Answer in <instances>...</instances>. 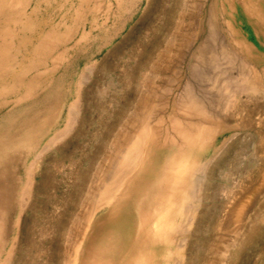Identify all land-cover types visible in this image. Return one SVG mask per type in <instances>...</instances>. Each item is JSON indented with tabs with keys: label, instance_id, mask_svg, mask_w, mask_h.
I'll list each match as a JSON object with an SVG mask.
<instances>
[{
	"label": "rangeland",
	"instance_id": "374dc122",
	"mask_svg": "<svg viewBox=\"0 0 264 264\" xmlns=\"http://www.w3.org/2000/svg\"><path fill=\"white\" fill-rule=\"evenodd\" d=\"M227 19L224 0H0V264H264V94L224 92L228 65L250 85ZM175 161L192 171L161 231Z\"/></svg>",
	"mask_w": 264,
	"mask_h": 264
},
{
	"label": "bare ground",
	"instance_id": "6f19581e",
	"mask_svg": "<svg viewBox=\"0 0 264 264\" xmlns=\"http://www.w3.org/2000/svg\"><path fill=\"white\" fill-rule=\"evenodd\" d=\"M224 7H225V13L227 14V16H228V19H227V28L229 27V33H230V43H229V45H230V47H231V49H232V55L229 53V51H227L226 50V48H223V49H225V51L223 50V53L222 54H225V56L224 57H227V59H229L228 60V64H232L233 65V63H234V56L236 55V54H238V55H240V58H242V60H239L240 61V65L242 66V70H243V74H241L242 76H245V79L246 80H249L248 82H246L247 84H250V85H247L245 88H243V86L242 85H239V83L238 82H236V79H234L235 78V76H234V74L233 73H231V71H233L232 69H230L232 66H229L228 64H225L224 63V66L225 65H228V69L227 70H225L226 69V67H225V72H224V74H225V83H224V85L223 86H225V88L224 89H226V90H224V92L225 91H227V92H231V90L233 89V90H240V93H246V95H247V92H252V93H256L258 90H260L261 92H262V94H264V0H242V2H241V4L240 3H234V1L233 0H224ZM147 11L145 12V15H147ZM236 13H238L239 14V16L237 17V16H235V14ZM238 19V25L237 26H239V27H241V28H243V30L242 31H240L239 33H238V30H237V28H235V26L233 25V24H235V19L236 18ZM210 22V21H209ZM212 24V23H211ZM237 36V40L235 39V37ZM223 39H224V37H223ZM223 42V41H222ZM203 45V43L201 44V47L197 50V54L194 56L195 58H196V63L194 64V63H192L193 65H192V70L195 72V73H199V74H202V75H205L206 74V72H205V70L204 69H202V67L201 68H198L197 66H199V65H197V64H202V63H204L203 65H205V66H207V64H205V60H206V58H205V54H206V47H205V45L204 46H202ZM208 46H209V44L207 45V48H208ZM189 47V46H188ZM210 47V46H209ZM226 47H228V45L226 44ZM212 48H213V46H212ZM212 48H209V49H212ZM230 50V49H229ZM210 51V50H209ZM237 56V55H236ZM205 59V60H204ZM226 60V59H225ZM195 61V60H194ZM208 61V60H207ZM239 63V62H238ZM237 63V64H238ZM205 66H204V68H205ZM234 66V65H233ZM191 67V66H190ZM234 69V68H233ZM240 69V68H239ZM207 70V69H206ZM192 71V72H193ZM223 72V71H222ZM221 72V73H222ZM239 72V71H238ZM233 74V75H232ZM239 74V75H240ZM224 76V75H223ZM222 76V77H223ZM237 77V76H236ZM239 77V76H238ZM243 78V77H242ZM238 79V78H237ZM244 79V78H243ZM242 79V80H243ZM244 79V81H246ZM222 80H223V78H222ZM240 82V81H239ZM223 83V82H222ZM243 83V82H242ZM241 83V84H242ZM244 85H245V83H244ZM195 89V88H194ZM232 90V91H233ZM197 91H199L198 89H197ZM187 92H188V94L187 95H189V93L191 94V96L189 97V98H187V99H189L188 100V104L189 105H187L186 103H187V101H186V103H185V105H187L189 108L188 109H191V111H192V114H191V112H190V114L193 116V110H195L196 111V109L198 108H196L195 106H194V108H193V105H194V97H193V94H194V92H193V88L191 89V88H188V90H187ZM223 92V93H224ZM227 92H225V94L227 93ZM181 93V92H180ZM201 93V92H200ZM232 93V92H231ZM204 94V93H203ZM224 94V95H225ZM229 94L230 93H227V96L229 97ZM184 95H186V93L184 94ZM211 95V94H210ZM195 96H197V95H195ZM200 96V95H199ZM205 96V95H204ZM207 96V95H206ZM205 96V97H206ZM180 97V96H179ZM198 97V96H197ZM228 97H223L224 98V100L223 101H225V103L228 101L227 99H225V98H228ZM210 99V98H209ZM212 99V98H211ZM229 99V98H228ZM230 99H231V97H230ZM229 99V100H230ZM253 99L255 100V103H256V105H257V107L259 106V99H258V97H253ZM197 100V99H196ZM203 100V99H202ZM204 100H205V98H204ZM203 100V101H204ZM180 101V100H179ZM185 101V100H184ZM202 101V102H203ZM197 102L199 103V101L197 100ZM184 103V102H183ZM176 104V103H175ZM230 104V103H229ZM228 104V105H229ZM227 105V103L224 105V106H226ZM178 106V105H177ZM202 106V105H201ZM204 106V105H203ZM208 106H209V104H208ZM182 107V106H181ZM191 107V108H190ZM198 111H199V109H197ZM187 111V110H186ZM228 111V110H227ZM207 114V113H206ZM226 114V113H225ZM204 117H205V113L204 114H202ZM192 116L190 117V118H192ZM199 116V115H198ZM201 116V115H200ZM175 118V117H174ZM194 118V117H193ZM176 119H178V118H176ZM195 121H193V122H191V124L192 123H195V122H198V124H200L199 125V127H201V121L202 120H196V119H194ZM204 120H205V118H204ZM177 121V120H176ZM189 121H192L191 119L189 120ZM159 122V121H158ZM161 122V121H160ZM206 122V121H205ZM205 122H203L204 124H205ZM207 122H208V120H207ZM158 124H160V123H158ZM196 124V123H195ZM194 124V125H195ZM203 124V125H204ZM147 125V124H146ZM192 127H193V125H191ZM208 126V123H207V125H205V127H207ZM228 126V125H227ZM144 128H145V126H144ZM195 128H196V126L195 127H193V129L195 130ZM197 128H198V126H197ZM192 129V130H193ZM142 130H145V129H142ZM191 129L189 130V131H192ZM193 130V131H194ZM197 130V129H196ZM143 132V131H142ZM141 131H140V134H138V139L139 138H141V136H142V133ZM145 132V131H144ZM147 132V131H146ZM194 132H198V130L197 131H194ZM194 132H192V133H194ZM150 133V132H149ZM189 133H191V132H189ZM201 133V132H200ZM145 134V133H144ZM195 134H197V133H195ZM257 134V133H256ZM158 135V134H157ZM156 135V136H157ZM192 135H194V134H191V135H188V137L190 136V138H191V136ZM146 136H147V133H146ZM196 136V135H195ZM143 137V136H142ZM195 138V137H194ZM142 139H144V138H142ZM131 141V140H130ZM131 145H133V144H131ZM134 147V146H133ZM130 148H132V147H130ZM124 150V149H123ZM125 150H129V149H125ZM246 150V149H245ZM128 152V151H127ZM122 153H123V151H122ZM129 153V152H128ZM130 154V153H129ZM127 154L125 153V156H126ZM130 157V159L132 158V156L130 155L129 156ZM129 157H127L126 158V161H128V158ZM124 161V160H123ZM116 162V161H115ZM131 162V160L129 161V163ZM177 162V164H175ZM180 162V161H179ZM121 163H123V162H121ZM128 163V164H129ZM171 163H172V165H171ZM173 163L175 164V166H176V168H174V169H176V171H174L175 173H174V175L172 176V178L170 179L171 181H172V185L173 186H165V185H163V186H165V187H168L167 189L165 188V190L162 192V195H161V197L158 199V201H159V207H155V209H157V210H155V213H154V215H156L155 216V218H156V221H155V227L157 226L158 227V229L159 230H161V231H164V227H165V225H167V223L168 222H165V225H164V219H163V217H164V215H166L165 213H164V215H163V213L161 214V213H159V211H161V208L162 209H165V205H167V210L170 212V210L171 209H173V206H175V205H179V204H177L178 202H180L181 203V205H182V202H184V198H185V193H184V190L183 191H181V195L179 196V197H177V195H176V193L179 191L180 192V189L181 188H183L185 185V183H186V177H190V174H191V171H190V168H188L187 166H185V165H180V164H183V163H179L178 164V161H175V162H170V165L171 166H173ZM115 164V163H114ZM118 164V163H117ZM125 164H126V162H125ZM131 164H133L132 162H131ZM136 163H134V165H135ZM127 165V164H126ZM123 166H125V165H123ZM128 166V165H127ZM127 166H125L126 168H127ZM136 166V165H135ZM174 166V167H175ZM181 166H183V168L181 167ZM114 167H116V166H114ZM120 168V167H119ZM124 168V167H123ZM170 168H172V167H170ZM116 169H118V167L116 168ZM128 169V168H127ZM189 169V170H188ZM124 170H126L125 168H124ZM170 171H171V169H170ZM169 173H172V172H168V175H169ZM121 174H122V172H121ZM118 175V174H117ZM166 175H167V173H166ZM124 176V175H123ZM122 176V177H123ZM161 177V176H160ZM166 178V177H165ZM264 178V177H263ZM185 179V180H184ZM169 180V179H168ZM169 180V181H170ZM161 181H163V180H161ZM171 181H170V183H171ZM261 181V180H260ZM160 183H163V182H160ZM169 183V182H168ZM191 183H192V185H193V182L191 181ZM260 183V182H259ZM264 183V182H263ZM164 184H167V183H164ZM124 185V184H123ZM261 185V184H260ZM161 186V185H160ZM173 187V189H171ZM193 187V186H192ZM195 187V186H194ZM179 188V189H178ZM160 189H161V187H160ZM158 190H159V188H158ZM157 190V191H158ZM161 191V190H160ZM194 192V191H193ZM160 193V192H159ZM195 193V192H194ZM193 193V194H194ZM155 194V193H154ZM156 194H158V192L156 193ZM107 196H108V193L106 194ZM158 195H160V194H158ZM106 196L104 195V197L103 198H105ZM111 197V196H110ZM156 197V196H155ZM158 197V196H157ZM112 198H114V197H111L109 200L111 201V199ZM108 200V201H109ZM181 205H179V206H181ZM241 210V209H240ZM167 211V212H168ZM142 212V211H141ZM140 212V213H141ZM242 213V212H241ZM144 223V222H143ZM143 223H141L142 225H143ZM168 226V225H167ZM153 229H155V228H153ZM148 230V229H147ZM159 230H154L155 232L156 231H158L157 233H159L160 231ZM150 232H152V231H149V233ZM145 233V232H144ZM147 233V232H146ZM149 235H152V233L151 234H149ZM143 238V237H142ZM147 239H150V237L148 238V234H147ZM146 241V240H145ZM144 241V242H145ZM135 245H137V244H135ZM142 245V244H141ZM136 247V246H135ZM146 260V259H145ZM124 261V260H123Z\"/></svg>",
	"mask_w": 264,
	"mask_h": 264
}]
</instances>
